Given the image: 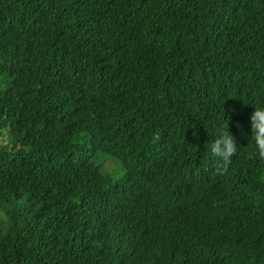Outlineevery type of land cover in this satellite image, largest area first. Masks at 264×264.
<instances>
[{
	"label": "trees",
	"instance_id": "obj_1",
	"mask_svg": "<svg viewBox=\"0 0 264 264\" xmlns=\"http://www.w3.org/2000/svg\"><path fill=\"white\" fill-rule=\"evenodd\" d=\"M0 78V264H264V0H0Z\"/></svg>",
	"mask_w": 264,
	"mask_h": 264
},
{
	"label": "clouds",
	"instance_id": "obj_2",
	"mask_svg": "<svg viewBox=\"0 0 264 264\" xmlns=\"http://www.w3.org/2000/svg\"><path fill=\"white\" fill-rule=\"evenodd\" d=\"M252 120V138L256 145V155L264 160V108H255L251 116ZM238 152V145L233 134L224 128L218 129V138L211 145V153L219 158L222 163L218 165V169L222 172L225 166L232 163V157Z\"/></svg>",
	"mask_w": 264,
	"mask_h": 264
},
{
	"label": "rangeland",
	"instance_id": "obj_3",
	"mask_svg": "<svg viewBox=\"0 0 264 264\" xmlns=\"http://www.w3.org/2000/svg\"><path fill=\"white\" fill-rule=\"evenodd\" d=\"M0 81H1V78H0ZM3 139H0V144L4 143L5 138ZM103 161H104L103 167L105 171L108 172L111 177L113 176L114 177L113 179H116L122 173L123 168L115 158L105 157ZM0 218L5 219L3 212H0Z\"/></svg>",
	"mask_w": 264,
	"mask_h": 264
}]
</instances>
